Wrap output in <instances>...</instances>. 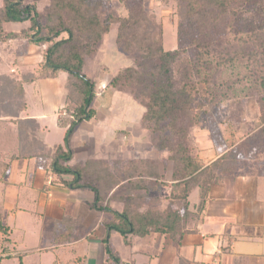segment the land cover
Wrapping results in <instances>:
<instances>
[{
	"label": "trees",
	"instance_id": "trees-1",
	"mask_svg": "<svg viewBox=\"0 0 264 264\" xmlns=\"http://www.w3.org/2000/svg\"><path fill=\"white\" fill-rule=\"evenodd\" d=\"M118 1L123 6L115 12L111 4ZM146 1L0 0V44L10 47H2L6 59L0 54V119L16 126L15 135L9 136L16 142L14 149L0 153V181H5L13 160H38L50 175L72 174L67 183L72 187L92 189L93 206L113 215L107 223L110 229L124 236L155 232L181 244L186 234L200 232L213 186L249 162L252 171L259 165L264 175V159L256 158L260 151L264 154V0H175L177 45L171 49L144 10ZM38 3L45 9L39 10ZM18 24L24 26L14 29ZM114 29L116 46L133 57V63L120 69L108 86L142 108L140 125L148 131L150 145L165 154L168 176L158 160L144 156L69 163L74 129L97 114L92 105L96 82L83 72L86 58ZM23 41L43 47V59L29 79L19 81L2 71L15 59L9 51H17ZM62 72L67 93L59 124L66 128L65 143L49 145L45 127L20 115L28 109L26 85ZM248 97L259 108L256 130L221 147L219 155L204 164L194 129L212 128L223 112L241 121ZM239 154L249 159L241 162ZM111 198L123 202L121 211L110 207ZM165 201L166 207L160 208ZM76 237L70 235L65 242ZM11 242L0 206V264L13 256ZM107 252L113 262L102 264H123L108 245ZM74 264H83V259Z\"/></svg>",
	"mask_w": 264,
	"mask_h": 264
},
{
	"label": "rangeland",
	"instance_id": "rangeland-1",
	"mask_svg": "<svg viewBox=\"0 0 264 264\" xmlns=\"http://www.w3.org/2000/svg\"><path fill=\"white\" fill-rule=\"evenodd\" d=\"M121 6H123V4L121 3V1H118L111 4V9L115 12H118L120 11ZM45 7V4L38 3L37 5V8L39 10H44ZM144 7V10H147L148 17L154 19L157 22L159 32L160 30L162 31V41L165 47L167 49L176 47V27L178 15L177 1L149 0L146 1ZM14 26V29H19L21 26L23 27L24 24H18ZM115 34L116 31L114 29L105 36L101 48L96 51L95 54H90L89 56H87L83 68V72L87 76L93 78L96 82L98 94L92 103L93 107L102 113L104 112V110H113V112L111 111L112 114L110 113L111 117H109L111 119L108 121L106 120L109 128L107 136H110L112 138L111 140L113 141L112 144H106L108 151H110V148L113 147V154L111 152L109 153L110 157L129 159L132 156H146L162 161L164 157L162 154H159L152 148H147L150 139L148 131L146 129H144L145 131L141 129L142 126L140 125V115L142 112V108L126 94H122L123 96H120L121 99L119 98V100L121 101V103H119V105H117L116 107L117 100L116 95H114V90L111 87L107 86L113 76L117 74L120 69L133 63V57L125 55L119 51L115 42ZM29 46H27V43L23 41L21 45L17 46L19 47L17 51L14 52V50H10V53L16 55L15 59L10 60V62H6V64L9 65H7L2 72H8L13 78L19 81H21V79H29L33 71L36 70L38 64L42 62L41 58L43 56V47L40 46V50L34 47V49L30 51ZM2 47L7 48V45L0 44V54L4 59H6V55L2 50ZM38 52L40 54H38ZM27 53L29 54L28 56ZM37 56L39 57L38 59L35 58ZM37 60L41 62H37ZM6 61L9 60L7 59ZM14 61H16L15 64H13ZM65 78L66 73L62 72L60 76L57 77L58 80L55 78L35 79L27 84L25 89L28 94L29 103L34 106L35 104L42 103V100H45V103L47 105L42 106L48 107L49 105H53L55 103L53 99L58 101L61 97L64 96L65 93H67V90L65 91L64 89H61L58 85L59 81L65 82ZM61 115H63V112H61ZM258 115V105L255 103L253 97H248L246 98L245 102L244 117L243 119H241V121H237V118L235 116H232L233 119L231 120L229 118L230 116L227 113L223 112L221 118L216 122V125L211 126L212 128L208 127L207 129H194V139L200 147L199 153L202 162H211L219 155V150H221V147H224L225 145H228L232 142L236 143L239 141V138L241 136H244L247 132L256 130L258 125L256 119ZM20 118L25 119L27 117H22V115H20ZM34 119L37 120V118ZM90 129L91 128L86 124L78 125L74 129V132L69 139L70 146L77 158L81 157L82 155L79 154L80 152H82L81 148H85L87 150V156H91L93 158H99L103 156L98 152L95 153V151L92 150L90 145L88 144L90 142L93 143L96 140L99 141L97 138L98 134H96L94 136L95 139L93 138L90 142L85 137L84 134L86 133L84 132V130L90 131ZM15 130V125L11 126V124L4 123V121L1 120L0 152L9 151L14 148V144H12L11 141H8V139L10 135H15ZM95 130L100 131L99 134L101 133V131H103L99 130V128L96 127ZM102 133H106V131ZM65 134L66 132L63 130V128H60L56 123L50 124V132L48 133L47 140L50 143L64 144ZM207 142H210L211 145L208 148L204 146V144L207 145ZM133 146L134 150H136V155H134L135 151H133L134 153L132 152ZM207 149H210V151H208ZM261 152L262 151H260L259 154L256 155L257 160H259V158L264 159V154H260ZM238 157L241 159V162L249 159V156L245 154H239ZM251 164L252 163L249 162L246 165L247 169H236L232 175L226 177V180H230L229 183H231V185H233L234 179L237 178L235 189L233 188V190H231L232 195L231 197L228 196L226 201H224L223 189H221L222 185H218L219 187H215V191L213 194L214 203L212 205V208L210 207L209 209L207 221L204 225H202V228L205 233H208L210 229H212L214 232L220 231V224L222 220L218 222L217 216L219 217V215H226V213H224L223 211L222 213H220L221 205H224V203H228L229 208H233V206L236 205L239 201H242V205H244V202H248V211L253 215L240 217L236 216V214L234 215L233 212L236 213V211H232L231 215H228L226 217L220 216L223 220V217L227 219L226 224L229 222L228 229L227 232L224 231L226 234L221 236V241L211 238L212 245L205 246L204 251L208 255H206L207 258L205 255L204 257L201 256L197 249L196 255L194 254V252L188 254L187 251L186 255L180 254L172 257V259H175L177 263H180L181 261V263L183 264H194L197 260H203L205 262L204 264H208V262L210 263L212 261V258L215 257V248L220 245L223 246V241L227 244V240L231 235V237L233 239L236 238L237 241L234 246V253H231L232 257H227V260L233 259L236 264H259V256L256 254H259L260 251L263 252L264 239L262 237V239L259 240V237H257L256 235H258L257 231H260L259 227L264 225V213H259L260 209H262V205L264 208V201L258 200L257 197L259 198V189H261L263 186L262 185L260 187V185H258L259 181H261V175L263 176V174H259V165L252 171L250 167H253L254 165ZM255 181L257 183H255ZM24 188L25 185H22L21 189ZM19 189L20 185L15 186L12 184L7 190L11 195V192H16ZM262 195L264 197V190L261 196ZM23 203L24 202L21 201L19 205H23ZM258 213L260 215H258ZM44 223L45 222L43 219L38 223V221L35 220V218L32 216L31 212L24 209H18L16 215L11 214L9 218V225L13 229L12 236L10 235L13 241V245L12 248H9V250L11 253V251H14V249H16L17 254L15 256H12L11 258L3 259L2 264H21L18 255L21 254L23 250L25 251L29 250L30 248L39 247L43 239L41 227L42 225H44ZM257 226H259L258 229L255 228ZM243 233H247L249 237L250 234L252 236L251 238H244ZM154 236H156L154 242V245L156 246L155 252H162L161 255L167 253L170 250V244L172 245L174 242L171 241L169 237L165 238L160 234H156ZM114 249L118 250V248L116 247ZM198 255H200L201 257L198 258ZM54 256L55 254L51 250L35 251L29 256H24L22 264H52ZM119 256L122 258L121 255ZM133 256L135 257V259L137 258V264H141L142 256L144 258H147L144 256V253L142 251L135 252ZM227 256H229V254H227ZM222 259H224V257H222ZM154 260H151V262L154 263ZM111 261L113 262L112 259ZM145 261L147 262L143 264H150V260L146 259ZM221 264L227 263L223 261Z\"/></svg>",
	"mask_w": 264,
	"mask_h": 264
},
{
	"label": "crops",
	"instance_id": "crops-1",
	"mask_svg": "<svg viewBox=\"0 0 264 264\" xmlns=\"http://www.w3.org/2000/svg\"><path fill=\"white\" fill-rule=\"evenodd\" d=\"M34 47L40 50V46H36V45H30L29 50L32 51ZM38 54L40 53L38 52ZM28 55L29 54L27 53V56ZM35 58L38 59L39 57L37 56ZM41 59H43V56ZM37 62H41V61L37 60ZM55 79H50V80H55ZM58 85L61 89H64L66 91V82L59 81ZM25 93L28 100V109L27 111H24L21 114L22 117L37 118V121L41 124V126L45 127L46 129L45 139L47 143L49 145L56 144V143L48 142L47 136L48 133L50 132V124L56 123L60 128H63V130L66 132V128L60 126L59 124L60 123L59 120L63 116L61 115V112H63L64 114L65 111V109L63 108V104L66 93L58 101L53 99L55 103L53 105H49L48 107H44L45 105H47L45 103V100H42V103L40 104H35L34 106L31 105L29 103L26 89H25ZM114 95H116V100H117L116 107H117V105L121 103L119 98L120 96L123 95L121 93H117L115 90H114ZM111 111L113 112L112 109H108L106 111L104 110V112L102 113L99 112V110H97V114L95 115L94 118H92L91 120H83L78 124V125L86 124L91 128L90 131L84 130V132L86 133L84 135L89 140V142L92 141V139L96 134H98L97 138L99 141L96 140L95 142L93 143L90 142L88 144L90 145L91 149L95 151V153L98 152L103 156L99 158H93L91 156H87L86 154L87 150L85 148H81L82 152H80L79 154L82 155L81 157L77 158L72 150L73 157L72 160L69 162L70 164L73 165L83 164L89 160L91 161V160L119 159V158L110 157L109 153L111 152L113 154V149H112L113 147H111L110 151H108V148L106 146V144L109 143L112 144L113 142L111 140L112 138L110 136H107L109 128H108V124L106 123V120L108 121L111 119L109 118L111 117L110 116ZM1 120L2 119H0V123ZM95 127L99 128V130H103L101 131V133L104 131H106V133H102L103 135L101 133L99 134L100 131H96ZM141 129L145 131L142 127ZM8 141H11L12 144H14L15 146L16 142L14 140L9 138ZM204 146H206L207 148L210 147L211 146L210 142H207V145L204 144ZM147 148L154 149L150 145V142L147 145ZM207 150L210 151V149ZM133 151H135V153ZM3 152L5 153L7 151H1L0 153ZM132 152L134 153V155H136V150H134V146ZM158 153L165 156L164 153L161 152ZM137 157H142V156H132L129 159L137 158ZM158 161L161 166L162 172H165L166 175L168 176L169 174L164 169L163 162L161 160ZM208 163L209 162H204V164H208ZM259 174L262 173L260 172ZM73 178L74 176L72 174H62L61 176L56 174L50 175V173L45 169V167L41 164L39 165L38 160L35 159H27L24 162H19L18 160L12 161L10 170L6 174L5 181L4 182L0 181V191H1L0 202H2L0 203V206L2 211V223L8 226L10 230V235L12 236L13 229L9 225V218L11 214L16 215L18 209H24L26 211L31 212L32 216L35 218V220L38 221V223L42 219L45 222L44 225H42L41 227V233L43 236L41 245L36 248H30L29 250H25V251L23 250L22 253L18 255L19 258L21 257L22 263H23V257L26 255L29 256L31 253L35 251H50V250L53 251L55 254L52 264H74L77 258H82L83 264H102L108 262L110 263L112 261L109 258V253L107 252V245H108L112 249V251L116 253V255L120 258L123 264H137L138 260L137 258L135 259L133 254L135 252H140V251H142L144 253V256L147 257L144 258L142 256L141 264L147 262L145 261L146 259L150 260L149 262L150 264H159V263L183 264L181 263V261L180 263L179 262L177 263L175 259H172V257L180 254L186 255L187 251L188 254L194 252V254L196 255L197 249L201 256L203 257L204 255L206 256L207 254L204 251V249L206 245H212L211 238L220 240L221 236L226 234L225 232H227L229 222L226 224L227 219H225V217L231 215L232 211H236V213L233 212L234 215L236 214V216H240V217H247L253 215L251 214V212L248 211L249 208L248 202L246 203L244 202V205H242L241 204L242 201L241 202L239 201L236 205L233 206V208L232 207L229 208L228 203H224V205H221L220 213H222L223 211L224 213H226V215H219V217L217 216L218 222L222 220L220 224L221 226L220 231L214 232L212 229H210L208 233H205L203 231L202 225H204L205 222L207 221L209 209L210 207L212 208V205L214 203L213 194L215 191V187L218 186L215 185L211 189L210 201H209V206L205 220L198 225L200 232L186 234L183 237L181 244H177L172 239H170L175 244L174 243L172 245L170 244L169 246L170 250L168 249L169 251L167 253L161 255L162 252L161 253L159 251L155 252L156 246L154 245L156 239L155 238L156 236L154 235L158 233L152 232L143 237L136 236L134 234H131L129 236H124L118 231L114 229H110L109 227H107V223L110 222V220L113 218L112 213L107 210L96 209L93 206V204L95 203L96 195L92 189L81 186L72 187L70 184H67L69 181L72 182ZM236 179H234L233 185L229 183L230 180H225L226 182L219 184V186L222 185L221 189H223L224 201H226L228 196L231 197L232 195L231 190H233V188L235 189L237 183ZM256 181L255 183L258 182ZM12 184L15 186L20 185V189L16 192H11L10 195L7 189H9V187ZM22 185H25L24 189H21ZM258 185H260V187L262 185L263 186L261 189H259L260 194H258L259 198L257 197V199L260 201L261 200L264 201L263 195L261 196L264 190V175L263 176L261 175V181H259ZM117 191H119V189H117ZM21 201L24 202L23 205H19ZM109 204L112 209L118 211H121L124 207L123 202L115 198L114 199L111 198ZM160 205H161L160 208L166 207L167 201H165L163 204ZM261 212L264 213L263 205L259 213ZM259 213L258 215H260ZM220 216H225L223 217L224 220ZM258 227L259 226L255 228L258 229ZM259 229L260 231H257L258 235L256 236L259 237V240L262 239V237L264 239V225L260 226ZM59 234H65L67 236L65 240H68L70 235L72 236L74 234L78 235V237H76V239H73V241L65 242V240H63L60 236H58ZM251 236H252L251 234L249 237L247 233H243L244 238H251ZM227 241H228L227 244L224 243L223 241L222 242L223 246L220 245L215 248L216 249L215 257H213L212 261L210 263L208 262V264H221L223 261L227 264H236L233 259L227 260L228 259L227 257H232L231 253H234V248H235L234 246L237 239L236 238L233 239L230 235V238ZM12 245H13V241L9 245L10 248H12ZM115 247L118 248V250H115L114 249ZM11 254L15 256L17 254V250L14 249V251H11ZM227 254H229V256H227ZM119 255H121L122 258ZM200 255H198V258L201 257ZM256 255L259 256L258 258L259 264H264V250L263 252L260 251L259 254ZM222 257H224V259H222ZM151 260H154V263L151 262ZM204 263L205 262L203 260H197L196 263L194 264H204Z\"/></svg>",
	"mask_w": 264,
	"mask_h": 264
}]
</instances>
